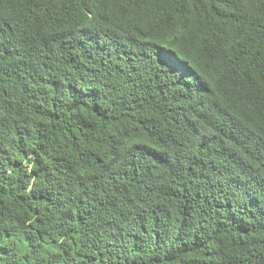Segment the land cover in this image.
Returning <instances> with one entry per match:
<instances>
[{
	"label": "trees",
	"instance_id": "obj_1",
	"mask_svg": "<svg viewBox=\"0 0 264 264\" xmlns=\"http://www.w3.org/2000/svg\"><path fill=\"white\" fill-rule=\"evenodd\" d=\"M0 264H264V0H0Z\"/></svg>",
	"mask_w": 264,
	"mask_h": 264
}]
</instances>
